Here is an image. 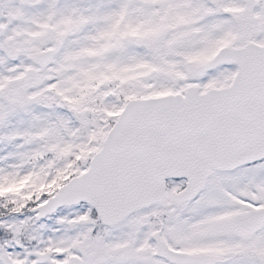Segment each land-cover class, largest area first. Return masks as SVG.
Masks as SVG:
<instances>
[{
  "label": "snow or ice",
  "instance_id": "snow-or-ice-1",
  "mask_svg": "<svg viewBox=\"0 0 264 264\" xmlns=\"http://www.w3.org/2000/svg\"><path fill=\"white\" fill-rule=\"evenodd\" d=\"M0 264H264V0H0Z\"/></svg>",
  "mask_w": 264,
  "mask_h": 264
}]
</instances>
